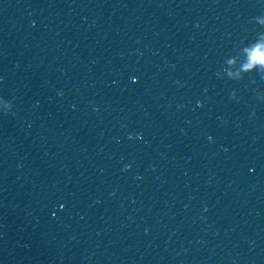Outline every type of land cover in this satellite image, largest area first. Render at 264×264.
Listing matches in <instances>:
<instances>
[{"label":"water","instance_id":"water-1","mask_svg":"<svg viewBox=\"0 0 264 264\" xmlns=\"http://www.w3.org/2000/svg\"><path fill=\"white\" fill-rule=\"evenodd\" d=\"M0 264H264V0H0Z\"/></svg>","mask_w":264,"mask_h":264},{"label":"clouds","instance_id":"clouds-1","mask_svg":"<svg viewBox=\"0 0 264 264\" xmlns=\"http://www.w3.org/2000/svg\"><path fill=\"white\" fill-rule=\"evenodd\" d=\"M252 59L258 61V60L260 59V53H259V52L255 53V54L252 56Z\"/></svg>","mask_w":264,"mask_h":264}]
</instances>
